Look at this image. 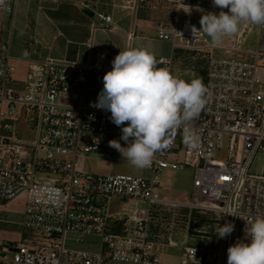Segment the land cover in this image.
Here are the masks:
<instances>
[{"label":"built area","instance_id":"1","mask_svg":"<svg viewBox=\"0 0 264 264\" xmlns=\"http://www.w3.org/2000/svg\"><path fill=\"white\" fill-rule=\"evenodd\" d=\"M16 1L0 0V213L21 196L25 209L20 239L0 240V264H227L228 247L245 237V220L264 216V164L260 174L250 172L256 156L264 157V25H259L253 50L216 46L206 34L192 32L193 26L201 29L203 14H219L212 0H166L177 13L160 24L157 34L172 50L224 49L245 57H208L202 79L206 105L192 121L199 148H188L183 129H177L166 136L170 147L147 167L152 178L98 174L84 170L82 158L99 153L112 160L109 141L113 136L118 140L121 128L111 122L110 112L89 107L87 96L101 92L111 68L25 58L28 66L22 71L17 64L22 59L10 54L6 27ZM96 4L87 0L83 6L95 9ZM182 9L188 16L180 14ZM95 16L112 22V16L97 9ZM238 34L226 38L234 43ZM157 60L158 67L173 73L172 55ZM20 124L31 139L21 137ZM166 168L193 169V202L161 199L158 178ZM166 207L207 218L205 230L192 229L202 240L185 246L177 262L166 260L156 247L178 246L172 234L164 238L157 231L155 214ZM226 222L234 224V231L219 238L217 227ZM88 236L101 237L99 251L67 246L69 240L81 243Z\"/></svg>","mask_w":264,"mask_h":264},{"label":"clouds","instance_id":"2","mask_svg":"<svg viewBox=\"0 0 264 264\" xmlns=\"http://www.w3.org/2000/svg\"><path fill=\"white\" fill-rule=\"evenodd\" d=\"M212 4L221 9L219 14H203L201 29L193 26L192 32L206 34L216 46H222L224 38L236 34L243 23L264 25V0H212ZM157 65L148 47L120 50L102 78L97 101L90 103L111 113L109 119L121 128L120 140L127 146L114 139L109 147L136 169L150 167L155 155L170 147L166 136L177 129H183L188 148H199L192 121L204 109L208 89L201 79L186 81ZM245 221V237L228 247L227 264H264V216ZM234 227L231 222L218 225V237L226 239Z\"/></svg>","mask_w":264,"mask_h":264},{"label":"crops","instance_id":"3","mask_svg":"<svg viewBox=\"0 0 264 264\" xmlns=\"http://www.w3.org/2000/svg\"><path fill=\"white\" fill-rule=\"evenodd\" d=\"M86 1L17 0L6 27L11 31L10 54L22 59L17 63L19 67L28 66L25 58L33 63L52 58L70 65L89 62L112 68V61L120 50L138 46L148 47L157 58L170 57L167 52L172 44L160 40L157 32L160 24L176 16L172 3L166 0H90L97 3L95 9H90L83 6ZM96 9L112 16V22L97 18ZM182 11L186 10H180V14ZM87 156L82 158V168L91 172L86 167ZM24 200L21 196L11 204Z\"/></svg>","mask_w":264,"mask_h":264},{"label":"rangeland","instance_id":"4","mask_svg":"<svg viewBox=\"0 0 264 264\" xmlns=\"http://www.w3.org/2000/svg\"><path fill=\"white\" fill-rule=\"evenodd\" d=\"M188 16L187 11L181 12ZM200 12L198 15H202ZM259 25L252 23H243L239 28L238 36L231 43L228 38H224L222 47H231L239 50H253L257 46L258 36H259ZM209 44L211 38L206 35ZM169 54L172 55L173 64V74L181 79L190 81L191 79L198 78L204 79L206 75L207 59L209 56H227V53H232L236 56L245 57L242 53L227 52L224 49H212L206 50L204 52H192L184 49H174L168 48ZM264 64V63H263ZM23 71V67L21 66ZM264 88V87H263ZM99 94L89 93L87 96V105L89 107L90 103L97 101ZM96 110H100L91 107ZM23 133L21 137L25 139H31L30 133L27 132L25 126L20 124ZM122 134L119 135L118 140L122 146H127L124 141L120 140ZM87 159H85L86 167L91 172H99L105 174H130L136 176L153 177V173L148 169H136L130 165V163L121 156V154L114 149L112 160H103L99 153H88ZM221 157V155H217ZM264 164L263 155L259 154L253 161L250 167V172L255 174H260ZM95 168V170L93 169ZM93 169V170H92ZM95 172V173H96ZM44 177H51L52 174H43ZM160 184L158 186V191L160 197L163 200L169 202H175L178 204H189L193 202L192 194V181H193V169H177L173 170L166 168L162 170L159 175ZM114 211H117L116 203H114ZM140 206H145L146 203L139 202ZM155 208V206H154ZM168 207H166L167 209ZM25 209L24 201H17L11 204L8 209H5L0 213V240L2 242H11L20 239L19 232L23 230L19 222L22 220V212ZM168 208L163 211V214H155L154 221L159 224L157 231L165 238L169 234H172L173 239L177 241V247H170L168 245H157L158 251H160L166 260L177 262L181 259L182 251L185 246L193 243L200 242L202 240L201 234H196L192 229L198 227L200 230L206 229L207 218L195 211L186 210L184 208H177L171 210ZM124 223L121 221L120 225ZM119 227V226H118ZM244 239V238H243ZM245 242H250L245 240ZM67 246L76 249H90L99 251L102 247V239L99 236H89L86 237L84 242L78 243L69 240ZM12 256V253L9 254ZM117 264H128V263H117Z\"/></svg>","mask_w":264,"mask_h":264},{"label":"water","instance_id":"5","mask_svg":"<svg viewBox=\"0 0 264 264\" xmlns=\"http://www.w3.org/2000/svg\"><path fill=\"white\" fill-rule=\"evenodd\" d=\"M85 11H86L87 13H89V14H92V13H93V11L90 10V9H85ZM114 139H116V136H113V137H112V140H114Z\"/></svg>","mask_w":264,"mask_h":264},{"label":"trees","instance_id":"6","mask_svg":"<svg viewBox=\"0 0 264 264\" xmlns=\"http://www.w3.org/2000/svg\"><path fill=\"white\" fill-rule=\"evenodd\" d=\"M205 76H206V75H205ZM205 76H204V78H205ZM116 229L118 230V229H120V227H118V228H116Z\"/></svg>","mask_w":264,"mask_h":264}]
</instances>
